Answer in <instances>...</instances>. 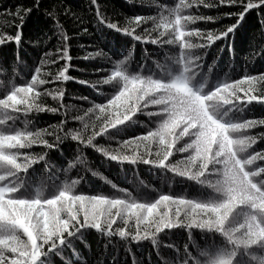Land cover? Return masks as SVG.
<instances>
[{
	"label": "snow or ice",
	"instance_id": "1",
	"mask_svg": "<svg viewBox=\"0 0 264 264\" xmlns=\"http://www.w3.org/2000/svg\"><path fill=\"white\" fill-rule=\"evenodd\" d=\"M141 2L151 5L152 12L126 15L122 25L106 18L98 0H91L98 23L133 42H125L111 54L89 51L84 59L103 57L108 65L96 68L101 75L94 79L69 74L75 67L70 63L74 59L70 37L55 11L44 9L43 23L37 16L29 27L33 8L39 13L41 0H33L32 7L18 5L14 12L8 10L14 30H0V70L7 73L10 68L11 75L22 77L23 83L0 79V264H56L54 257L60 264H90L76 243L86 244L84 237L90 232L104 239L105 252L109 245L117 249L111 264H118L119 255V244L113 237L123 243L132 264H137L132 245L145 241L150 242L159 264H264V163H259L264 162V149L253 148L264 140V131L249 132L264 127V117L242 118L253 102L264 104V88L258 91L255 87L264 83V72H245L232 78L226 71L221 76L217 65L222 57L212 51L218 47L220 52L227 50L234 55L235 33L253 9L260 15L264 32V0ZM218 5L236 7V11L221 14L235 17L234 22L216 28L198 26L197 22L208 24L220 19L201 13L200 7ZM64 12L71 15L67 7ZM149 22L150 26L142 27ZM48 25L57 39L54 51L49 49L39 57V63L28 64L22 49L28 44L38 45L47 35ZM51 38L47 36L43 43ZM136 44L153 48L145 47L144 55L137 58ZM261 53L264 46L260 52L253 49L245 59L251 61ZM57 61L63 64L55 72L45 67ZM227 67L232 72L234 64L229 61ZM71 80L90 86L103 101L80 96L89 106L79 109L81 114L69 116L77 105L61 102L49 106L42 100L51 96L61 101L63 85ZM55 82H59L57 87L41 90V86ZM150 105L156 107L149 110ZM62 109L64 118L46 128H35L28 118L29 113H57ZM140 114L149 117V123L138 120ZM17 119L22 127L16 124ZM69 119L79 125L68 127ZM134 123L145 130L125 139L110 131ZM53 136L54 140L47 138ZM97 137L115 140L117 148L97 143ZM66 139L77 145L73 156L61 148ZM33 145L41 146V151H31ZM89 147L107 161L143 163L159 169L162 183L169 186L165 174L173 173L215 195L189 198L164 193L143 179L133 182V190L119 187L84 155ZM56 151L61 154L54 166L64 179L54 174L55 179L49 177L47 185L44 181L34 183L37 169L33 166L43 162L50 170ZM175 153L184 155L177 159ZM81 169L115 192L74 191L77 185L87 183ZM73 171L74 177L69 175ZM46 186L50 189L47 192ZM148 188L155 196L145 191ZM174 229L185 234L183 244L171 241ZM194 230L219 236L222 243L209 240L201 245ZM162 246L171 250L168 256L161 251ZM95 264L104 262L97 260Z\"/></svg>",
	"mask_w": 264,
	"mask_h": 264
},
{
	"label": "trees",
	"instance_id": "2",
	"mask_svg": "<svg viewBox=\"0 0 264 264\" xmlns=\"http://www.w3.org/2000/svg\"><path fill=\"white\" fill-rule=\"evenodd\" d=\"M167 3H174V0H165ZM42 7L39 13L36 12L33 8L31 14V19L29 21V27L36 22V17L41 18V23L44 19V9L50 11H55L59 18L60 23L63 25L64 30L69 35L70 40V55L74 59L70 62L75 67L69 69V74L77 77L78 79H94L101 75V73L95 72V69L98 67H107L108 65L104 61L103 57H92L89 59H84L89 51L104 50L109 51L111 54L112 50H118L119 46L125 42L133 43L130 41V38L121 36L119 33H115L112 30L107 29L103 25H100L95 17V7L91 5V0H41ZM21 7H32L33 0H0V30L12 32L14 29L12 27L13 18L8 15V10L15 11L17 6ZM98 5L100 10L105 13L106 18H110L114 21L124 24L126 15H132L136 13L140 14H149L152 12V6L147 3H142L141 0H98ZM70 9L71 15L64 12V8ZM192 11H195L193 9ZM199 11L203 14L219 16L220 19L215 23L204 24L203 22H197L198 26L201 28H216L221 24H227L234 22L235 17L222 16L221 14L228 11H236L235 6L229 5H218L215 8H203L200 7ZM247 19L242 23L239 30L235 33L234 45L235 53L229 54L227 50L220 52L219 48H214L213 54H218L222 59L218 61L217 71L223 76V73L228 71L232 78H238L240 75L248 72L249 74H255L259 72H264V53H261L259 56H255L251 61H246L245 57L248 54H251L253 49L260 52L262 46H264V32L261 31L260 25V15L258 11L253 9L251 14H246ZM150 26V22L148 25ZM83 28H87L88 32L81 31ZM51 25H48L45 29L47 35L41 37V41L38 45L33 46L28 44L26 48L22 49L23 57L28 64L33 62L39 63V57L43 52L52 49L54 51L57 44L56 36L53 35V32L50 30ZM139 31V29H138ZM47 36L52 38L48 40L47 44L43 43L44 39H47ZM220 42H218L219 44ZM147 47L149 50L153 48L152 45H143L136 44L135 55L137 58H140L144 55V49ZM7 52L10 49H3ZM231 61L234 64V69L232 72L227 67L228 62ZM63 64V61H57L55 65H46L45 67L55 72L58 67ZM22 67V66H21ZM213 76L210 74V79ZM0 79H13L16 83H23V78L20 76L13 77L11 75V69L9 68L7 73L0 70ZM50 79V77H48ZM59 82L53 84H47L41 86V90L44 87L53 88L57 87ZM63 87L65 88V95L61 101L53 100L51 96H43L42 100L47 103L49 106H58L59 103L64 104H75L78 106L77 109H72L68 115L81 114L79 109H85L89 105L86 101L80 100V96H87L91 100L96 102H102L103 97L95 92L90 86L82 85L77 83L75 80L65 82ZM106 87V86H105ZM257 90L264 88V83H258L255 85ZM3 95V86H0V96ZM156 106H149V110L154 109ZM12 116L23 118L22 114L9 112ZM240 115V114H237ZM250 117H264V104H259L253 102L248 106V109L245 110V113L242 118ZM28 118L32 120L35 128H46L49 124H56L59 120L64 118V110L62 109L57 113H29ZM138 120L149 123V117L140 114L137 117ZM8 124H12V121H7ZM16 124L22 127L20 124V119L16 120ZM79 122L68 120V127H77ZM145 129L140 123H134L130 125L121 126L119 129L110 130L114 136L125 139L128 136L135 135L139 132H143ZM258 131H264V127H257L255 129L249 130L250 133L254 134ZM50 140H54L55 137H47ZM184 139H187L185 137ZM96 142L108 145L111 148H117V143L115 140H106L103 137H97ZM179 143V142H178ZM76 143L70 139L63 141L61 148L66 152L67 155L73 156L76 151ZM255 150L264 149V140L259 141L256 145L253 146ZM131 150H135L134 148ZM27 151V150H22ZM33 152H40L41 146L33 145L31 148ZM130 151V150H126ZM154 151V148H153ZM60 151H56L54 156H52V166L50 170L46 169L43 165V162H40L33 167L37 169L34 174V183H40L44 181L47 185L49 177L55 179L56 167L54 166L57 163V157L60 156ZM140 154H143L142 152ZM84 155L91 161L92 165L100 170L105 176L111 179L119 187H126L130 190H133V182L138 179H143L147 184L152 187L163 191L164 193L172 192L173 194H183L189 198L197 197H207L210 194L215 195L211 192L210 189H202L199 185H196L195 182L188 181L185 178L176 177L173 173H166L171 186L168 182L162 183V177L159 172V169H150V166L144 165L143 163H137L136 165L129 164L125 162L124 164H119L117 162L107 161L101 154L94 151L92 148H85ZM181 153H175V158H180ZM170 159H172L170 157ZM264 163V162H259ZM31 174V169L29 170ZM81 175L87 177V183L81 187L77 185L74 191H85V192H104V193H114L115 189H112L110 185L105 184L98 177H93L90 172L85 173L84 169L80 170ZM60 176V180L64 179L62 173L57 174ZM69 175L75 176L76 172L73 171ZM59 182V181H57ZM49 187H45V191H49ZM146 192L151 196H155V192L152 191V188L145 189ZM194 236L196 240L201 244H205L207 241L211 240L217 245L222 243L219 236H211L207 233L201 234L199 230H194ZM173 235L171 237L172 242H179L183 244L185 234L179 230H172ZM115 242L119 244V255H118V264H132V257H130L124 250L123 243L119 241L117 237L112 238ZM167 240L168 237H163ZM86 244L81 241H77V247L84 254V258L90 262V264H95L97 260H103L104 264H111V257L117 251L112 245H109L106 252L103 247L104 239L95 232H90L84 237ZM132 249L135 252V260L137 264H159L157 255L152 249L150 242L145 241L141 245H132ZM161 251L165 256H168L170 249L166 247H161ZM56 259V264H60L59 260ZM242 259L247 260V257H242Z\"/></svg>",
	"mask_w": 264,
	"mask_h": 264
}]
</instances>
